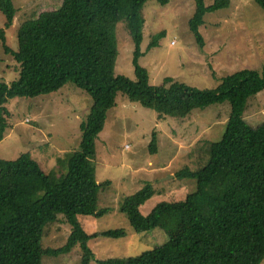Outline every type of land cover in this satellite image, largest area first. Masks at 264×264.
I'll return each instance as SVG.
<instances>
[{
  "label": "trees",
  "instance_id": "16d2710c",
  "mask_svg": "<svg viewBox=\"0 0 264 264\" xmlns=\"http://www.w3.org/2000/svg\"><path fill=\"white\" fill-rule=\"evenodd\" d=\"M150 0H62L56 10L42 11L21 24L18 47L7 45L5 31L12 27L17 9L12 0H0L5 17L0 38L6 53L19 64L17 79L0 80V141L10 128L7 107L15 98H35L60 90L68 83L82 88L91 99L90 114L80 125L82 137L70 156L67 171L47 173L27 156L0 159V264H42L46 257L70 254L79 246L80 264H90L94 254L89 241L97 237H126L124 229L88 234L80 216L102 217L99 191L109 185L97 183L95 138L103 130L107 112L116 106L118 92L132 103L155 110L158 119L185 118L195 110L224 102L231 117L219 141L209 144L208 162L197 169L186 166L173 173L195 179L197 186L181 202H161L149 214L141 207L153 196L145 184L125 196L120 213L137 234L159 227L173 211L183 214L182 232L153 250L136 257L107 258L97 264H262L264 260V122L252 126L244 117L249 99L264 89V70L244 68L225 76L226 84L213 89L190 86L170 76L159 85L150 84L140 64L145 25L144 6ZM165 6L170 0H156ZM189 29L203 42L200 28L205 16L232 6L233 0H194ZM264 10V0H255ZM123 22L135 44L136 79L115 74L118 55L116 26ZM164 32L156 34L148 49ZM157 135L149 144L158 153ZM69 233L60 247L44 246L52 230ZM70 226V231L69 227ZM49 244V243H48Z\"/></svg>",
  "mask_w": 264,
  "mask_h": 264
},
{
  "label": "rangeland",
  "instance_id": "374dc122",
  "mask_svg": "<svg viewBox=\"0 0 264 264\" xmlns=\"http://www.w3.org/2000/svg\"><path fill=\"white\" fill-rule=\"evenodd\" d=\"M17 13L6 30L7 45L18 47L21 24L45 10H56L62 0H12ZM212 0H206L210 5ZM195 12L194 0H170L165 6L156 0L144 6L143 55L139 62L150 75V84L159 85L170 76L190 86L213 89L226 84L225 76L244 68L264 70V10L255 0H233L232 6L208 13L200 28L203 42L189 29ZM5 17L0 12V29ZM164 32L158 44L148 49L152 38ZM118 55L115 74L136 79L133 64L135 44L125 25L116 26ZM19 64L6 53L0 38V80L11 82L19 76ZM10 115L5 137L0 141V159L27 156L36 159L47 173L60 175L67 171L70 156L81 142L80 125L88 119L91 99L82 88L68 83L60 90L35 98H15L7 105ZM231 117V104L193 111L185 118L158 119L155 110L132 103L122 92L117 93L116 106L107 112L103 130L95 138L97 183L109 181L99 191V208H108L102 217L80 216L88 234L109 229H124L126 237H97L89 241L94 254L90 264L107 258L136 257L167 242L183 230V214L173 211L160 220L155 230L137 234L120 213L125 196L133 195L147 183L153 196L141 207L147 215L161 202H181L195 190V179L178 178L175 171L186 166L197 169L208 162L209 144L219 141ZM245 119L252 126L264 122V89L248 100ZM157 135L158 153L149 144ZM69 231H70V226ZM56 227L42 240L44 246L60 247L69 233ZM67 236V237H68ZM67 239V238H66ZM49 243V244H48ZM81 249L70 254L46 257L42 264H80ZM264 264V260L262 261Z\"/></svg>",
  "mask_w": 264,
  "mask_h": 264
}]
</instances>
